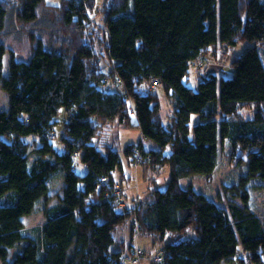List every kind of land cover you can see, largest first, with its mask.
Segmentation results:
<instances>
[{
	"label": "trees",
	"instance_id": "16d2710c",
	"mask_svg": "<svg viewBox=\"0 0 264 264\" xmlns=\"http://www.w3.org/2000/svg\"><path fill=\"white\" fill-rule=\"evenodd\" d=\"M61 1L55 5L60 27L52 28L66 42L46 45L40 35L30 33L29 58L11 56L3 76L6 47L1 36L8 4L0 0V86L8 102L0 110L1 264H126V254L111 246L117 227L127 220L132 234L138 228L157 238L177 233L154 254L160 264H220L235 258L239 245L252 264H264V224L248 209L246 190L237 194L241 203L229 201L223 209L178 182L213 170L219 139L245 154L242 189L251 179H264V62L258 50V43H264V0H109L100 45L93 41L90 14L97 0ZM43 2L49 3L20 0V22L32 25ZM243 41L252 45L233 58L230 76L212 73L196 79L195 87L184 83L191 60L200 53L218 42L234 46ZM104 66L124 82L134 117L125 95L99 87ZM149 78L158 80L171 100L168 123L159 114V95L144 83ZM243 104L252 105L253 115L233 117ZM61 108L67 119L61 134L64 148L57 149L49 131ZM192 113L200 121L191 128ZM115 121L138 127L153 141L149 148L140 141L135 145L148 166H168L170 171L164 188L152 189L144 199L137 195L142 202L136 208L116 207L111 194L112 184H121L112 175L122 166L114 144L105 140L98 147L93 142L101 128L109 138L108 125ZM28 135L40 137L39 147L30 148L23 140ZM135 146L124 151L133 154ZM74 153L86 165L84 174L74 168ZM51 176L63 180L60 199L44 208L39 233L25 235L22 216L48 195ZM21 241L9 260V251Z\"/></svg>",
	"mask_w": 264,
	"mask_h": 264
},
{
	"label": "rangeland",
	"instance_id": "374dc122",
	"mask_svg": "<svg viewBox=\"0 0 264 264\" xmlns=\"http://www.w3.org/2000/svg\"><path fill=\"white\" fill-rule=\"evenodd\" d=\"M20 0H5L8 4V10L6 12V26L4 28L3 34L1 36L2 41L6 47V52L3 56V76L7 75L9 69V62L11 56L19 60H26L29 58L33 46L31 43V38L29 34L40 35L44 41V44L51 46H60V42H66L62 40L60 30L55 31L52 27H60L59 23V9L55 8L56 4H61V0H47L49 3L43 2V5L39 7L38 18L31 24H23L18 18L17 11L21 3ZM109 0H97L95 7L90 11L91 17L94 21L95 30H92L93 41L98 45L105 42V32H103L102 24L103 17L105 16V2ZM111 1V0H110ZM53 29V31H51ZM55 39V40H54ZM252 43L243 41L239 42L234 46H228L225 43H216L210 46L209 51L206 54L200 53L197 58L191 60L189 65V75L183 80L188 86L197 85L196 79H200L202 75H211L212 73L217 76V78L222 76H230L233 72L232 62L233 58L241 54L243 50L249 48ZM258 50L262 61L264 62V43H258ZM200 56L202 57L201 59ZM105 60L101 59L100 65H104ZM103 72H101L99 78V87L114 89L119 91L122 95H125L127 99V104L129 107L130 114L134 117L135 107H133V100L127 94L126 86L124 82L120 83L118 78L114 75V72L108 71L110 67H101ZM154 80L149 78L144 83L147 85V90L159 95V106H160V117L164 120V123L170 121V111L172 108L171 100L167 97L160 82L156 89L151 90ZM7 93L2 90L0 86V110L6 108ZM252 105L243 104L239 108V113L233 117H250L253 115ZM221 118L220 115L216 116ZM67 119V111L63 108L60 109L59 115L56 117V124L50 132V138H53V144L61 149L64 145L61 143V134H63V124ZM200 121V115L196 113L191 114L190 127L192 128L194 124ZM109 138L106 136V129L101 128L98 134L93 139V142H97V146H101L100 141H107L110 144H114V148L119 152L122 166L117 167L112 171L113 178L120 181L124 187V195L127 196L126 203L127 206L133 208V201L138 199L137 195L144 199L148 197V193L154 189H162L167 185V181L170 178V171L168 166L152 167L148 166L145 161L139 162L138 166L134 165L132 162L133 154L126 153L124 149L129 144L142 143L143 148H149V146H154L152 140H146L141 137V130L138 127H127L118 124L116 121L109 123ZM102 131V132H101ZM31 149L39 147L40 137L34 135H28L23 138ZM114 142V143H113ZM134 148V147H133ZM136 148V147H135ZM166 153L169 151L164 149ZM142 152V151H141ZM80 154L74 153V168L79 174H84L86 170V165L82 164L80 161ZM139 158V157H138ZM217 164L213 170L208 173L194 172L191 175L184 176L179 179L178 182L184 187L191 185L193 189L203 192L209 198L218 204L221 208L226 209L229 201H234V203H241L238 193L243 190L247 191L248 194V209L255 212L261 222L264 224V179H251L248 184L242 189L240 186L241 175L246 173L245 165V154L235 153L230 146L229 140L219 139L217 142ZM63 180L58 176H51L48 183L49 192L46 197H41L39 201L36 202L30 214L22 216V221L24 222L23 233L25 235L35 237L37 235V228H40L42 223L45 222L44 208L47 206H53L56 204L62 194ZM237 188V190H236ZM242 189V190H241ZM134 197V198H133ZM139 200V199H138ZM138 202H142L140 199ZM121 205L120 207H122ZM120 227V228H119ZM191 233V232H190ZM176 232H166L163 238H157V236L150 237L141 232L135 230L132 234L131 222L127 220L124 224L117 227L115 231L114 240L115 243L112 244L111 249L123 252L126 254V264H151L146 260H141L135 262L132 260V250L130 252V247H138L137 252L145 254L146 256L152 257L156 252H162V246L164 242L175 239ZM132 235L134 239H132ZM136 241V242H135ZM23 241L18 243V245L11 248L9 251V260L13 258V254L19 251ZM144 257V258H145ZM139 259V258H136ZM1 264V260H0ZM220 264H252L250 256L246 254L242 246H238L235 258L227 259L221 261Z\"/></svg>",
	"mask_w": 264,
	"mask_h": 264
},
{
	"label": "built area",
	"instance_id": "2783aa9c",
	"mask_svg": "<svg viewBox=\"0 0 264 264\" xmlns=\"http://www.w3.org/2000/svg\"><path fill=\"white\" fill-rule=\"evenodd\" d=\"M201 58L202 57L200 56L199 59H201ZM118 81L120 83L123 82L120 78H118ZM151 84H152V81H151ZM157 85H158V81H154V84H152V88H150V89L151 90L156 89ZM141 137L144 138L143 135ZM135 147L133 149L134 155L132 156V162H134V165L135 166H138L139 165V162L141 160L144 161V155L142 154L141 150L139 149V146L138 147L135 146ZM102 180H104V178ZM111 194H112V196H115L117 198V201L115 202L116 207L123 208V207L126 206V203H128V201L125 199V196H123V185H121L119 182H117V183L114 182L112 184ZM138 201H139L138 199H135L133 201V207H135V208L138 207V205L140 204V202H138ZM121 205H123V206L120 207ZM137 249H138V247H134V249H133L134 250V252L132 253V260L133 261L139 262L140 259L142 258L141 259L142 261L143 260H146L147 262H150L151 261L150 262L151 264H160L161 260H160V257L159 256H154V258L150 259L148 256L145 257V254L140 255L141 253L140 252H137ZM136 258H139V259H136Z\"/></svg>",
	"mask_w": 264,
	"mask_h": 264
},
{
	"label": "clouds",
	"instance_id": "9594fccd",
	"mask_svg": "<svg viewBox=\"0 0 264 264\" xmlns=\"http://www.w3.org/2000/svg\"><path fill=\"white\" fill-rule=\"evenodd\" d=\"M141 136H142V134H141Z\"/></svg>",
	"mask_w": 264,
	"mask_h": 264
}]
</instances>
